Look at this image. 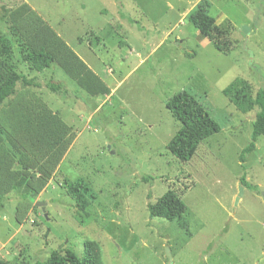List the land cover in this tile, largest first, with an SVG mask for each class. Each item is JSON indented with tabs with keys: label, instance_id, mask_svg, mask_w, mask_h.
Segmentation results:
<instances>
[{
	"label": "rangeland",
	"instance_id": "374dc122",
	"mask_svg": "<svg viewBox=\"0 0 264 264\" xmlns=\"http://www.w3.org/2000/svg\"><path fill=\"white\" fill-rule=\"evenodd\" d=\"M122 1L128 18L117 0H0V59L35 79L0 108V256L83 257L90 239L106 264H264V136L240 159L258 108L242 112L224 93L237 78L254 95L264 87V0ZM203 3L218 28L231 23L228 51L189 21ZM42 47L55 61L38 71L25 54ZM181 90L221 126L187 160L169 148L182 124L166 101ZM78 179L83 202L67 192ZM170 189L187 212L151 218L148 203Z\"/></svg>",
	"mask_w": 264,
	"mask_h": 264
},
{
	"label": "trees",
	"instance_id": "16d2710c",
	"mask_svg": "<svg viewBox=\"0 0 264 264\" xmlns=\"http://www.w3.org/2000/svg\"><path fill=\"white\" fill-rule=\"evenodd\" d=\"M117 3L120 15L124 18H128L123 1L117 0ZM2 19H5L4 14H2ZM188 19L198 28L202 36L214 42L218 50L228 51L230 49L231 42L228 38V34L230 33L229 26L231 27V23L228 22L224 27L218 28L216 19L209 14L206 3L200 4L193 10ZM129 20L132 21L131 18H129ZM25 59L33 69L38 71L51 67L55 61L54 55L44 47L39 50L28 51L25 54ZM18 83L34 85L35 79L29 78L21 72H17L8 63L0 59V108L5 100L16 92ZM45 86L62 99L70 95V90L66 88L64 83L56 81L53 78L46 81ZM224 93L242 112L246 113L254 108H258L253 123L252 141L240 155L241 161L244 162L245 152L254 151L258 137L264 136V87L259 88L254 95L252 84L246 79L237 78L225 89ZM166 106L173 117L182 124L181 130L169 143L170 150L181 160L189 159L200 141L221 131V126L218 121L215 120L207 108L187 90H181L167 99ZM4 132V128L0 125V133L4 134ZM142 178L146 182L152 179V177L149 176H143ZM22 182L23 180L21 183ZM241 183L245 187L249 186L255 188L254 185L247 181L246 174L241 176ZM67 187V192L76 198L78 202H83L82 197L84 194L90 193V187L83 179L70 182ZM0 200H3V197L0 196ZM187 210L188 205L183 198L172 189L159 197L156 202L148 203V211L151 218L161 217L169 221H175L181 218ZM84 245L85 252L83 257L77 256L71 249L67 250L65 255L59 250H54L47 260L37 261L35 264H106L99 242L87 239ZM0 264L14 263L0 256Z\"/></svg>",
	"mask_w": 264,
	"mask_h": 264
},
{
	"label": "water",
	"instance_id": "95a60500",
	"mask_svg": "<svg viewBox=\"0 0 264 264\" xmlns=\"http://www.w3.org/2000/svg\"><path fill=\"white\" fill-rule=\"evenodd\" d=\"M241 29H242V34H243L245 37H246L247 34L250 32L248 26H246V25H243ZM262 192H263V194H264V187H262ZM243 194H244V186H243V185H240V190H239V193H238V195H237V197H236V202H235V205H236V206L238 205V203H239L241 197L243 196ZM44 204H45V203H44V202H41V201H39V202L36 203V205H38V206H43V208H44ZM166 255H168L169 258H171V253H170L169 248L166 249Z\"/></svg>",
	"mask_w": 264,
	"mask_h": 264
}]
</instances>
